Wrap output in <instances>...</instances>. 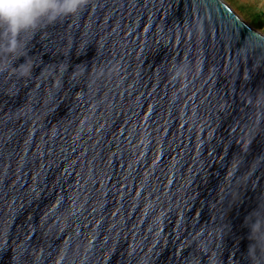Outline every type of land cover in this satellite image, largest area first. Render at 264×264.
<instances>
[{
  "label": "water",
  "instance_id": "1",
  "mask_svg": "<svg viewBox=\"0 0 264 264\" xmlns=\"http://www.w3.org/2000/svg\"><path fill=\"white\" fill-rule=\"evenodd\" d=\"M0 264H264V36L89 0L0 50Z\"/></svg>",
  "mask_w": 264,
  "mask_h": 264
},
{
  "label": "clouds",
  "instance_id": "2",
  "mask_svg": "<svg viewBox=\"0 0 264 264\" xmlns=\"http://www.w3.org/2000/svg\"><path fill=\"white\" fill-rule=\"evenodd\" d=\"M89 0H0V28H3V43L0 50L15 52L21 32L35 29L47 19L77 13Z\"/></svg>",
  "mask_w": 264,
  "mask_h": 264
},
{
  "label": "rangeland",
  "instance_id": "3",
  "mask_svg": "<svg viewBox=\"0 0 264 264\" xmlns=\"http://www.w3.org/2000/svg\"><path fill=\"white\" fill-rule=\"evenodd\" d=\"M244 22L264 36V0H222Z\"/></svg>",
  "mask_w": 264,
  "mask_h": 264
}]
</instances>
